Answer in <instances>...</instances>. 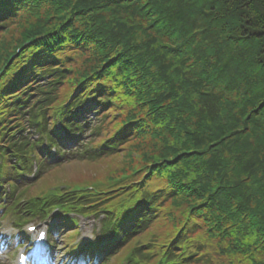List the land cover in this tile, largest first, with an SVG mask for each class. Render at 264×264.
<instances>
[{
    "label": "trees",
    "instance_id": "trees-1",
    "mask_svg": "<svg viewBox=\"0 0 264 264\" xmlns=\"http://www.w3.org/2000/svg\"><path fill=\"white\" fill-rule=\"evenodd\" d=\"M19 24L0 61V187L47 154L27 201L103 214L93 256L264 264V0H0V38ZM71 163L116 181L51 179ZM64 184L94 193L44 195Z\"/></svg>",
    "mask_w": 264,
    "mask_h": 264
},
{
    "label": "rangeland",
    "instance_id": "rangeland-1",
    "mask_svg": "<svg viewBox=\"0 0 264 264\" xmlns=\"http://www.w3.org/2000/svg\"><path fill=\"white\" fill-rule=\"evenodd\" d=\"M18 25V24H17ZM16 25V26H17ZM20 26L18 27H12L9 28L7 30V36L3 38V34L2 37L0 38V61L2 60V58L4 57L3 52L5 50V52L10 51L11 50V46L12 43L20 36L19 33H21L22 31H19L20 28L22 27L21 24H19ZM25 25V24H24ZM4 33V34H6ZM12 36V37H11ZM24 45V44H22ZM7 47V48H6ZM6 48V49H5ZM2 56V57H1ZM145 146V145H144ZM121 157V156H119ZM132 158H135V156H132ZM120 158H117L116 162H120ZM50 162V161H49ZM112 165V164H111ZM90 165L88 164H76V163H71L68 166L65 167H61V169L56 170V171H51V179L53 180H60V182H66V181H78V183H86V184H94L96 182H104L107 181L109 178H113L112 181H108V182H115L116 180H114L116 178V176L113 173H110L109 176L105 177L101 174V171H103L102 169H96V167H89ZM107 167V165L104 166H100L98 168H104ZM115 167L111 166L109 167V169L113 170ZM123 170L119 173H122ZM53 173V175H52ZM68 175L70 176L68 179ZM88 175V176H87ZM85 176V178L83 180H80V177ZM87 177H90L88 180ZM59 186V185H58ZM64 186H66V184H64ZM10 219L4 217V218H0V224L2 225V227L8 226L10 223ZM80 225V230H79V236L85 237L88 236L87 234L90 233L91 228H90V222L89 220H85V221H80L79 222ZM57 238V237H55ZM57 243H59V238H57ZM60 244V243H59ZM62 245V243H61Z\"/></svg>",
    "mask_w": 264,
    "mask_h": 264
},
{
    "label": "snow or ice",
    "instance_id": "snow-or-ice-1",
    "mask_svg": "<svg viewBox=\"0 0 264 264\" xmlns=\"http://www.w3.org/2000/svg\"><path fill=\"white\" fill-rule=\"evenodd\" d=\"M30 231H37V230H35V229H30ZM43 237H44V233L43 232H39V235H38V238L39 239H43ZM21 258H23V257H21Z\"/></svg>",
    "mask_w": 264,
    "mask_h": 264
}]
</instances>
